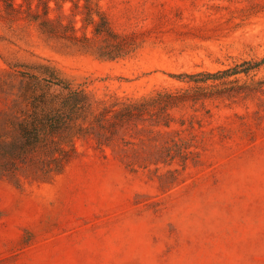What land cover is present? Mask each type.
<instances>
[{
    "label": "rangeland",
    "instance_id": "obj_1",
    "mask_svg": "<svg viewBox=\"0 0 264 264\" xmlns=\"http://www.w3.org/2000/svg\"><path fill=\"white\" fill-rule=\"evenodd\" d=\"M12 1L23 8L9 19L0 0V71L45 60L94 102L186 89L195 85L177 76L263 62L172 110L171 135L150 146L191 140L185 165L133 161L122 144L80 139L58 174H0V264H264V0H90L116 32L141 39L115 61L48 40L28 5ZM50 6L65 22L79 13L71 1Z\"/></svg>",
    "mask_w": 264,
    "mask_h": 264
},
{
    "label": "trees",
    "instance_id": "obj_2",
    "mask_svg": "<svg viewBox=\"0 0 264 264\" xmlns=\"http://www.w3.org/2000/svg\"><path fill=\"white\" fill-rule=\"evenodd\" d=\"M5 13L14 19L23 8L12 0H2ZM28 18L50 41H57L102 61H115L134 55L142 42L138 34H120L90 0L71 1L74 10L67 22L65 14L51 17L52 0H23ZM56 2L60 10L62 5ZM80 14L81 27L76 21ZM91 31L88 33V29ZM261 62H244L216 73L200 72L177 76L195 86L180 90H158L146 95L112 102H94L85 90L75 86L48 61L16 62L0 71V174L14 176L21 166H28L42 176L63 171L77 153L76 142L91 139L100 148L119 147L129 151L127 158L155 164L177 159L185 165L192 156V141L181 137L150 146L157 138L171 135V112L189 102H198L217 94L219 84L231 76L248 74ZM237 82V81H235ZM136 140L138 142H136ZM147 148H137V146ZM129 166H133L130 162ZM133 169V167H131Z\"/></svg>",
    "mask_w": 264,
    "mask_h": 264
}]
</instances>
